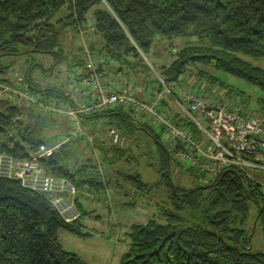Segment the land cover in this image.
Here are the masks:
<instances>
[{"label":"trees","instance_id":"1","mask_svg":"<svg viewBox=\"0 0 264 264\" xmlns=\"http://www.w3.org/2000/svg\"><path fill=\"white\" fill-rule=\"evenodd\" d=\"M70 26L83 39L88 36L82 49L86 59L89 51L105 61L101 69L126 73L146 87L154 84L153 67L169 83L191 75L200 85L240 94L217 76L224 72L264 91V69L246 59L264 58V0H0V59L20 55L26 48L62 61L64 33ZM86 63L75 59L68 85L73 78L81 79L77 69ZM5 75L0 64V78L10 81ZM27 77L25 88L34 89L30 73ZM40 92L46 95L39 99L45 104L64 101L62 87ZM32 106V121L25 122L19 105L0 100V135L17 131L16 139L0 141V152L29 159L41 144L53 146L45 131L63 117ZM100 117H114L119 126L153 135L122 109L87 116L82 122L95 131ZM112 122L108 126H114ZM115 153L125 156L119 149ZM163 163L170 164V157ZM40 164L47 174L66 179L75 188L92 183L81 171L72 174L58 151ZM191 172L203 178L196 170ZM259 174L260 181L255 182L232 170L204 188L174 193L173 207L161 213L162 219L133 228L121 264H264V253L250 248L251 233L246 230L255 203V227L260 224L264 236V173ZM128 180L142 190L143 182L136 176ZM78 207L81 219L68 224L45 196L18 180L0 178V264H84L59 241L62 229L80 234L83 212Z\"/></svg>","mask_w":264,"mask_h":264},{"label":"rangeland","instance_id":"2","mask_svg":"<svg viewBox=\"0 0 264 264\" xmlns=\"http://www.w3.org/2000/svg\"><path fill=\"white\" fill-rule=\"evenodd\" d=\"M91 38L96 40L93 35ZM87 41L88 36L87 39H83L70 26L64 33L65 58L62 61L53 55L28 52L26 48L20 49V55L2 57L0 64L5 67V78L10 81L0 78V86L18 88L17 76H24L27 83L29 78L27 75L30 73L34 86V89L30 90L39 99L46 98L40 91L67 86L68 79L74 74L75 59L87 60L82 52L85 44L88 45ZM246 59L254 66L264 69V58ZM148 64L152 67L151 63ZM153 72L151 81L154 84L151 86L156 87L157 77L155 70ZM217 76L227 87L240 93L237 97L251 113L264 120V91L260 87L224 72H219ZM132 80L139 82V79ZM180 80L186 87L196 89L204 86L199 90L201 92L209 87L206 83L198 84L197 78L191 75L182 76ZM26 83L22 87L25 88ZM8 96L5 93L0 98L5 99ZM31 107L33 106L28 104L20 105L24 111L22 118L25 122L32 121ZM113 118L100 117V123H97L95 131L89 128L93 134L98 133L90 142L83 137L72 139L69 136L72 124L66 118L52 123L45 131V138L53 144L51 148L62 154L70 172L79 174L81 171L83 176L92 182L82 188L89 192L74 195L80 199L86 211L77 227L80 234L65 229L59 232V241L63 247L77 254L84 264H121L123 256L130 249L129 234L134 227L145 225L154 218L162 219L161 213L173 207L174 193L204 188L207 185L204 179L197 178L195 173L191 172L189 165L179 160L173 142L166 138L160 128H155L152 135L140 128L119 126L118 120ZM110 122L114 123V126H108ZM111 129L120 132L123 143L116 145L113 142ZM16 137L17 131L11 130L7 136L0 135V141L9 143V140ZM116 149L124 151L125 156L115 153ZM166 157L168 159L170 157V164L163 163ZM252 175L256 177L260 174L254 172ZM129 176H136L145 184L141 185L142 190L137 189L132 181L128 180ZM208 191L203 190V193L206 194ZM69 201L71 202L70 199ZM257 209L255 203L251 205L253 213L246 230L251 233L250 248L256 253H264L261 225L255 227Z\"/></svg>","mask_w":264,"mask_h":264},{"label":"built area","instance_id":"3","mask_svg":"<svg viewBox=\"0 0 264 264\" xmlns=\"http://www.w3.org/2000/svg\"><path fill=\"white\" fill-rule=\"evenodd\" d=\"M103 59H96L89 51L84 68L77 69L81 79H71L63 89L61 103L41 102L30 90L22 87L26 80L17 76L18 88L0 86V97L16 105H39L45 112L69 120L72 139L92 141L98 133L90 132L83 118L122 109L132 115L135 123L160 128L173 142L179 160L202 175L206 183L222 174L237 170L255 182L252 173H264V120L249 111L237 94L220 87L190 88L181 80L165 81L156 72L158 86H144L126 73L101 69ZM154 71V70H153ZM113 142L123 143V137L111 129ZM56 152L41 144L29 159H15L0 152V178L18 180L22 185L47 198L61 218L68 224L78 222L82 213L76 202L69 201L77 189L66 179L47 174L41 159ZM258 179V181H257Z\"/></svg>","mask_w":264,"mask_h":264},{"label":"crops","instance_id":"4","mask_svg":"<svg viewBox=\"0 0 264 264\" xmlns=\"http://www.w3.org/2000/svg\"><path fill=\"white\" fill-rule=\"evenodd\" d=\"M107 70H108V69H107ZM81 192H85V193H86V192H89V191H86V189L84 190V189L81 188V189H77V193H76V194L81 193ZM76 194H75V195H76ZM82 194H83V193H82ZM68 197H69V199H70L71 201H72V200L76 201L77 205L81 207L83 214L86 213V211H85V209H84V205H83V203L80 202V199H78L77 196L75 197V196L69 195ZM67 251H68V250H67ZM69 252H71V251H69ZM73 253H74V252H73Z\"/></svg>","mask_w":264,"mask_h":264}]
</instances>
